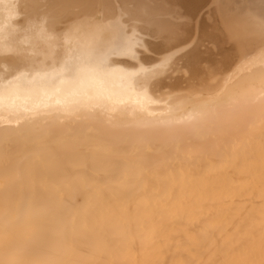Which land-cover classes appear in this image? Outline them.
Returning a JSON list of instances; mask_svg holds the SVG:
<instances>
[{"label":"bare ground","instance_id":"bare-ground-1","mask_svg":"<svg viewBox=\"0 0 264 264\" xmlns=\"http://www.w3.org/2000/svg\"><path fill=\"white\" fill-rule=\"evenodd\" d=\"M119 1L0 0V264H264V0ZM114 7L147 52L73 78ZM76 98L106 108L65 115Z\"/></svg>","mask_w":264,"mask_h":264},{"label":"snow or ice","instance_id":"snow-or-ice-1","mask_svg":"<svg viewBox=\"0 0 264 264\" xmlns=\"http://www.w3.org/2000/svg\"><path fill=\"white\" fill-rule=\"evenodd\" d=\"M113 13L115 19L110 20L109 23H115L119 27V31L115 36L107 42L98 39V35L105 28L104 23H90L88 25L90 31L85 33L87 37L86 42L91 39L92 43L87 48V57L77 63L66 64L65 71L73 78L77 77H96L104 78L114 73L126 75L129 72V66L138 59V53L147 52L149 46L148 39L143 33L142 29L137 28L135 25H129L126 20L128 15L127 11L114 7ZM180 20L185 17L181 16ZM82 26L80 24L73 25L65 33L71 47V37L73 33L79 34ZM82 36L80 37L81 40ZM82 42V41H81ZM192 47L190 41H183L179 45H174L168 50L169 55L163 62H170L176 57L181 56ZM172 54H175L174 56ZM0 86V103L6 94L8 85ZM97 108L105 109L106 104L102 98H76L60 107V110L68 116L78 115L82 111L92 112ZM191 115L189 116V119Z\"/></svg>","mask_w":264,"mask_h":264},{"label":"rangeland","instance_id":"rangeland-1","mask_svg":"<svg viewBox=\"0 0 264 264\" xmlns=\"http://www.w3.org/2000/svg\"><path fill=\"white\" fill-rule=\"evenodd\" d=\"M120 3H121V2H120L119 0H113V4H114V6H116V5L120 4ZM42 8H43V7H40V8H38V9H35V10L33 11L34 13L31 12L30 15H29L31 18H34L35 20H37V24H38V22L40 21V19L42 18L41 14H40V13H42V12H41ZM37 13H38V14H37ZM35 15H36V16H35ZM23 16H24V14H21V15L19 14L18 16H16L17 18H13V19L16 21V20L21 19ZM38 16H39V17H38ZM40 16H41V17H40ZM37 17H38V18H37ZM25 18H26V17H25ZM39 18H40V19H39ZM48 18H49V19H48ZM22 19H24V18H22ZM50 19H51V18L48 17V16H47V18L44 17V21H43L44 24H47V21L50 20ZM25 20H26V24H29V23H28L29 21H27V18L24 19L23 22H20L19 24H17V25H19V26L17 27V29H18L17 31H18V32H20V31H21L22 29H24V28H25V29H24V31L22 30V31H23L22 33H24V32L26 33V32H27L28 27H27L26 24H25V26H24V22H25ZM29 20H30V24H32V25H31V27H29L30 30H28V32L31 31V28H32V30H33V28H34V25H33L34 22L31 23V22L34 21V20H32V21H31V19H29ZM171 20L174 21V22H179L180 19H175V20H174V19H171ZM127 22L129 23V25H130V24H136V25L139 24L138 21H127ZM22 23H23V25H22ZM137 23H138V24H137ZM20 24H21V25H20ZM67 24H68V23H66V22L61 23V27H62V25H63V27H65V26H67ZM17 25H15V27H14L15 31H16V26H17ZM22 26H24V28H23ZM20 27H21V28H20ZM19 28H20V29H19ZM14 29L11 31L12 33L9 32V33H11V35H12V34H15V33L17 32V31H16L15 33H13ZM33 31H34V30H33ZM22 33H18V35H17V33H16V36L13 35V36H15V37H13V36H10V37H11V38H16L17 36H19V34L21 35ZM57 34L59 35V37H60L59 39H60V41H61V42L59 41L58 37H57V38L55 37L56 39H58V40L55 39V41H58V42H57V45H56V46L58 47V46H60V44H61V46H62L63 41H62V38H61V36H60V35H61L60 32H57ZM53 39H54V38H53ZM43 43H44V44H43ZM58 44H59V45H58ZM41 45H42V46H41ZM46 45H47L46 42H42V43L40 42V43L38 44V46H39V48H40L41 50H42V47H43L44 49L48 48V45H47V46H46ZM40 46H41V47H40ZM44 46H46V48H45ZM56 46H53V47H52V49L55 50V52L59 51L60 48H61V47H60V48L58 49ZM49 47H51V46H49ZM55 47H56V49H54ZM44 49L42 50L44 53H49V52H50V48H48V50H44ZM57 49H58V50H57ZM53 50H52V53H51V54L55 53V52H53ZM45 51H46V52H45ZM37 56H40V54H38ZM46 59L48 60V58H46Z\"/></svg>","mask_w":264,"mask_h":264}]
</instances>
